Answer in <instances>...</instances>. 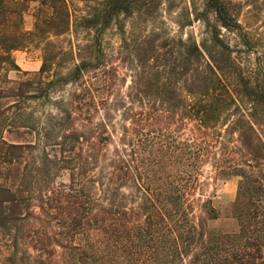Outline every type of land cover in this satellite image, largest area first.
Masks as SVG:
<instances>
[{
  "label": "trees",
  "instance_id": "16d2710c",
  "mask_svg": "<svg viewBox=\"0 0 264 264\" xmlns=\"http://www.w3.org/2000/svg\"><path fill=\"white\" fill-rule=\"evenodd\" d=\"M27 1L0 0L3 264H264V59L244 57L237 4L99 0L74 17L67 0H38L29 31ZM171 17L182 30L203 22L202 38L174 34ZM108 30L133 64L129 105L107 97L118 76ZM34 40L39 71L10 79L21 70L12 51ZM145 114L178 128L151 136L127 125ZM208 164L215 179L240 178L236 232L209 226L220 218L211 198L196 215Z\"/></svg>",
  "mask_w": 264,
  "mask_h": 264
},
{
  "label": "rangeland",
  "instance_id": "374dc122",
  "mask_svg": "<svg viewBox=\"0 0 264 264\" xmlns=\"http://www.w3.org/2000/svg\"><path fill=\"white\" fill-rule=\"evenodd\" d=\"M74 17L88 15L93 13V10L96 8L99 0H67ZM237 4V10L239 11V19L242 23L244 29L248 33L249 37V49L251 54H244L246 61H254V58L259 55L264 59V0H231ZM27 3L30 5L29 9L24 14V24L23 28L25 30H33L35 23V11L39 5L38 0H28ZM173 19V17H171ZM175 20H168L171 25V30L174 34L185 35L193 34L198 39H201L204 34V25L203 22L198 21L193 24V26L186 27L182 30L174 22ZM229 40L232 44H236L239 41L237 35L233 33H227ZM69 38V36H67ZM68 38H65L62 43L67 45ZM106 50L108 53L109 67L115 68L118 72V76L114 78L116 82L115 88L112 89V92L107 95L110 101H116L119 97H126L130 93L129 86L131 85L132 75L135 73L133 71L132 61L125 59V53L121 50L120 37L117 34L116 30H108L106 33ZM242 49H247L246 46L240 45ZM12 58L16 65L20 67L21 70L14 69L11 67V70L7 71V74L10 79L18 80L32 76L34 73L38 72L42 65V49L41 44L37 40L28 43L25 47L12 51ZM6 72V71H4ZM118 79V80H117ZM72 87L69 85L65 88V92L71 91ZM127 105H129V99L126 97ZM148 100L146 99L145 102ZM7 100L0 99V106L5 105ZM37 110H42L41 105L33 104ZM135 111H141L143 104L139 102L134 103ZM150 108V104L144 106L145 111ZM150 111V110H149ZM99 115L97 117L100 119ZM121 114L116 113L117 122L121 119ZM141 121L139 123L133 124L131 119L128 120L127 125L129 127H136L137 129L142 128L145 132H150L151 136H159L158 129H162V134H168L170 131H173L178 128L177 118L172 120L167 118L155 119L153 115L138 117ZM119 131L122 132L121 128ZM152 131V132H151ZM156 131V132H155ZM119 132V133H120ZM6 137L11 138L6 132L3 134ZM119 135V134H118ZM161 135V134H160ZM166 137L162 136V140H165ZM166 144V141H164ZM164 144V145H165ZM202 185L195 192L194 202L196 215H200V206L201 200L211 198L213 204L217 211L220 214V218L209 222V226L213 228L220 229L225 232H236L239 230V224L236 218L232 217L231 214V204L236 200L238 193V185L240 178L238 176L232 177L227 180L215 179L214 173L211 166L208 164L204 167L203 175L201 177ZM0 264H3V256L0 254Z\"/></svg>",
  "mask_w": 264,
  "mask_h": 264
}]
</instances>
